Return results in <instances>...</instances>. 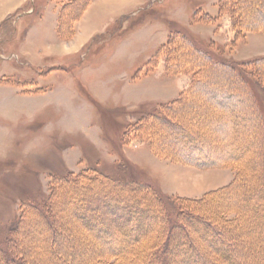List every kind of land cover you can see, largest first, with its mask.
Listing matches in <instances>:
<instances>
[{"label": "rangeland", "instance_id": "374dc122", "mask_svg": "<svg viewBox=\"0 0 264 264\" xmlns=\"http://www.w3.org/2000/svg\"><path fill=\"white\" fill-rule=\"evenodd\" d=\"M68 1L0 0V129L15 134L0 155V264H264V0H222L223 11L220 0ZM231 16L256 26L236 37ZM182 28L240 69L261 120L247 87L202 60ZM197 145L235 161L186 163ZM84 171L105 175L72 178ZM106 199L132 223L116 226L126 215Z\"/></svg>", "mask_w": 264, "mask_h": 264}, {"label": "trees", "instance_id": "16d2710c", "mask_svg": "<svg viewBox=\"0 0 264 264\" xmlns=\"http://www.w3.org/2000/svg\"><path fill=\"white\" fill-rule=\"evenodd\" d=\"M73 1L74 0H69L68 2H67V5H70V4H72L73 3ZM223 5H222V0H220V2H219V9L221 10V11H223ZM206 16L210 19V20H215V19H217L218 18V16H216V15H212V14H210V13H208V12H206ZM230 19H231V22H232V25H233V28H234V30H235V32H236V37H238V35H239V33L241 32V34H245L248 30L250 31V26L251 27H255L254 25H251L250 24V26L247 28V27H245L244 25H241V26H239L238 24H236V21H235V18H234V16L232 17H230ZM261 25H263V24H261ZM261 28V27H260ZM180 31V33L183 35V37H185L186 39H187V41H188V43L194 48V50L196 51V53H197V55L202 59V60H204V61H206L207 63H210L212 66H214V67H216V68H219V69H221V70H226V71H229V73L230 74H232L234 77H236L243 85H245L246 87H247V90H246V97L250 100L251 99V103H250V101L248 102V106L249 107H251V111L253 112L254 110L253 109H255V111H256V114H258L257 115V118L258 119H262V116H261V114H260V112H261V110H260V108H259V106H257V104H258V100L256 99V95L254 96L253 95V93L251 92V90H250V85H249V82L247 81V78L246 77H242L241 75H242V72H240L239 70L240 69H237L236 67L237 66H235V65H233L232 63H233V61H231V60H228V59H226V58H223V56L221 57V58H219V56H217L215 53H212L209 49H208V47H204V46H201L200 44H199V42L198 41H196L192 36H191V34L190 33H188L187 32V30L185 29V28H182V29H180L179 30ZM218 58V59H217ZM258 62L259 61H263L264 62V57H259V58H257L256 59ZM201 70H203V69H201ZM198 72L200 71V70H197ZM241 74V75H240ZM225 94V93H224ZM222 97H224V98H222V101H224V102H230L231 101V99L234 97V95L233 96H226V95H224L223 96V94L221 95ZM182 99H183V96H180V98H177L176 100H174L172 103H170V104H168L167 106H165L164 108H162V115H163V119L164 120H166V117H164V116H168L169 114H170V112L174 109V107H176L177 105H178V102H180V101H182ZM224 99V100H223ZM224 102H222V103H224ZM223 106V105H222ZM252 106H253V108H252ZM260 111H259V110ZM164 112V113H163ZM168 113V114H167ZM153 115H155L156 117L157 116H159V113H158V111L156 112V113H153ZM161 119V118H160ZM264 119H262L261 120V122L264 124V121H263ZM122 142L124 143V144H127L128 142H127V140L126 139H122ZM151 145H152V143H151ZM193 145H195V144H193ZM195 147H197V150H192L191 152L189 151V153H187L186 154V157L187 158H181V161H182V159L183 160H185L186 161V163H190V164H192V165H196V166H199V167H214V166H220V165H222V166H224V165H229L230 166V164H232V162H234L235 161V158L233 157V156H227V157H222V156H218V155H216L214 152H212L211 150H204L203 149V147L202 146H200V145H197V146H195ZM153 150H154V152L157 154H159V152H157L158 150H157V147L154 145L153 146ZM235 149H239L238 147H236ZM237 151V150H236ZM180 159V158H179ZM184 161V162H185ZM231 162V163H230ZM230 163V164H229ZM264 173V172H263ZM262 173V174H263ZM105 175V174H104ZM104 175H102V174H99V172H95V174H93V175H91V174H88L86 171H84V172H81V173H79V174H72V178L74 177V179H80V180H91V181H93V180H95V179H99V178H102ZM107 176V175H106ZM263 176H264V174H263ZM108 178L109 177H106L105 178V180L107 179L108 180ZM263 181H264V179H263ZM117 185L118 184H120V183H118V182H115ZM123 185V184H122ZM137 188H140V189H143V190H146V191H149L150 193H152V191L153 190H155L154 189V187H152V186H150V185H145V186H140V187H137ZM218 189H216V190H211V191H209V192H207V193H211V192H213V191H217ZM260 191H262V192H264V188H261V190ZM153 194V193H152ZM159 194V193H158ZM262 195V197H264V194H261ZM206 196V195H205ZM119 198V197H118ZM118 198H117V200H118ZM185 198V197H184ZM205 197L204 196H202V197H199V198H195V199H192V198H188L189 200H199V201H201V200H203ZM107 203H110L111 205H115L113 208H114V210L115 211H119L121 214H124V215H126V217L125 218H122L121 219V217H120V215H118L117 213H114L116 216H115V218H116V222H117V225L116 226H118V227H120V226H124V225H129L130 223H132V219H131V215H130V209L128 208V207H126V206H124V205H122V204H120L121 202H110V200L109 199H106L105 200ZM112 201V200H111ZM262 203L264 204V200L262 199ZM263 207V210H264V205L262 206ZM120 208H122V209H124L125 211H121V209ZM84 209V208H83ZM80 210L79 211V217L82 219V221H84L85 222V224L88 226V227H90L91 229H93V230H98V232H99V234L102 236V237H105V235L107 234V229L106 228H104L103 226H102V224H100V223H97V221L95 220V219H92L91 218V216H90V213H88V212H86L85 211V209L84 210ZM238 211H233V214L234 215H228V216H226V214H225V212H224V219L226 220V221H233L234 219H236V218H238L239 217V209H237ZM119 216V217H118ZM121 219V220H120ZM201 222L202 223H200L199 222V224H202V227H207V229H209L210 231H208V233L206 234V237H207V239H210L211 241L212 240H215V241H217L216 243H215V245L213 246L214 248H215V250H218L220 247H221V245H222V243L224 242L221 238L219 239V237L217 236L218 234L215 232V230L214 229H217L216 227H215V225H213L212 223H210V222H208V221H202L201 220ZM199 224H197L198 226H200ZM10 238V237H9ZM224 244H226V242L224 243ZM11 246V245H10ZM12 247V249L14 248V246H11ZM14 250H16V249H14ZM4 251V250H3ZM7 252V251H6ZM14 258H16V259H18L16 256H14V255H12ZM117 257L119 256H122L121 254H118V255H116ZM229 256V255H228ZM5 258V257H4ZM108 259H110V258H106V259H104V260H102V264H107V260ZM20 261H18L17 263L18 264H22V263H24L25 262V259L22 261L21 259H19ZM29 261H27V263H28ZM30 263V262H29Z\"/></svg>", "mask_w": 264, "mask_h": 264}, {"label": "crops", "instance_id": "0c3cea01", "mask_svg": "<svg viewBox=\"0 0 264 264\" xmlns=\"http://www.w3.org/2000/svg\"><path fill=\"white\" fill-rule=\"evenodd\" d=\"M106 0H98V3H97V5H96V7H98V6H101L104 2H105ZM13 5H14V3H13ZM12 5V6H13ZM20 5H22V4H19V5H17L16 7H15V9L14 10H16L17 9V7H19ZM70 6H71V4H70ZM32 8L31 7H29V9L28 10H31ZM8 11V8H7V10H6V12ZM61 11H62V5H60V7H59V9H58V14H57V18H56V26H55V32H56V34H57V37H58V25H59V22H60V18H61ZM91 11V6H89V8L86 10V14H85V16H84V19L87 17V15H89V12ZM5 10L3 11V12H1L0 11V18H2L4 15H5ZM68 18V17H67ZM43 19V18H42ZM84 19H82V21L84 20ZM4 19H1V22L3 21ZM40 25H42V24H40ZM40 25L38 26V27H40ZM80 26H81V22H79V24H78V26H77V30H76V38L78 37L79 38V36H81V29H80ZM36 28V27H35ZM36 36H39V37H41V35H36ZM35 36V37H36ZM89 36L87 35V33L84 35V39L86 40L87 38H88ZM82 42H84V41H82ZM164 160V159H163ZM166 163H168V164H170V162H168V161H166V160H164ZM171 164H174V163H171Z\"/></svg>", "mask_w": 264, "mask_h": 264}, {"label": "clouds", "instance_id": "9594fccd", "mask_svg": "<svg viewBox=\"0 0 264 264\" xmlns=\"http://www.w3.org/2000/svg\"><path fill=\"white\" fill-rule=\"evenodd\" d=\"M15 134L9 129H0V155H4L11 147Z\"/></svg>", "mask_w": 264, "mask_h": 264}, {"label": "bare ground", "instance_id": "6f19581e", "mask_svg": "<svg viewBox=\"0 0 264 264\" xmlns=\"http://www.w3.org/2000/svg\"><path fill=\"white\" fill-rule=\"evenodd\" d=\"M228 109H229V108H228ZM223 126H224V125H223ZM62 215H63V214H62ZM127 226H128V225H127ZM45 232H46V231H45ZM73 233H74V232H73ZM47 234H48V233H47ZM77 235H78V234H77ZM38 236H39V235H38ZM69 240H70V239H69ZM43 242H44V241H43ZM47 242H48V241H47ZM75 245H76V244H75ZM75 245H74V246H75ZM28 251H29V250H28ZM42 259H43V258H42ZM47 259H48V258H47ZM47 259H46V260H47ZM40 261H41V260H40ZM38 264H39V263H38Z\"/></svg>", "mask_w": 264, "mask_h": 264}]
</instances>
